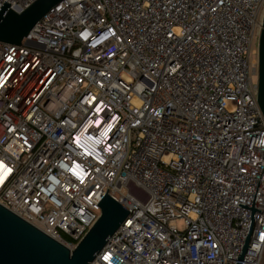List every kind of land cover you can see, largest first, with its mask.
I'll return each instance as SVG.
<instances>
[{"label": "built area", "instance_id": "obj_1", "mask_svg": "<svg viewBox=\"0 0 264 264\" xmlns=\"http://www.w3.org/2000/svg\"><path fill=\"white\" fill-rule=\"evenodd\" d=\"M263 17L264 0H63L0 42V205L73 250L108 194L129 214L91 264H263Z\"/></svg>", "mask_w": 264, "mask_h": 264}, {"label": "water", "instance_id": "obj_2", "mask_svg": "<svg viewBox=\"0 0 264 264\" xmlns=\"http://www.w3.org/2000/svg\"><path fill=\"white\" fill-rule=\"evenodd\" d=\"M61 1L34 0L21 12L5 5L0 10V42L20 45L39 19ZM257 64L256 101L264 117V17L257 43ZM97 206L101 211L98 220L69 250L0 205V264H91L129 214L108 194Z\"/></svg>", "mask_w": 264, "mask_h": 264}, {"label": "rangeland", "instance_id": "obj_3", "mask_svg": "<svg viewBox=\"0 0 264 264\" xmlns=\"http://www.w3.org/2000/svg\"><path fill=\"white\" fill-rule=\"evenodd\" d=\"M174 224H175V227L177 229H179V231H183L184 230V225H183V221L182 220H176V222ZM263 264H264V260H263Z\"/></svg>", "mask_w": 264, "mask_h": 264}, {"label": "trees", "instance_id": "obj_4", "mask_svg": "<svg viewBox=\"0 0 264 264\" xmlns=\"http://www.w3.org/2000/svg\"><path fill=\"white\" fill-rule=\"evenodd\" d=\"M135 191V190H134ZM135 192H137V191H135Z\"/></svg>", "mask_w": 264, "mask_h": 264}]
</instances>
